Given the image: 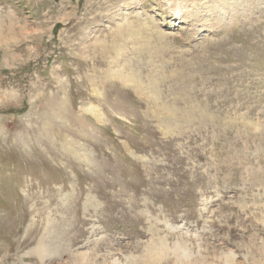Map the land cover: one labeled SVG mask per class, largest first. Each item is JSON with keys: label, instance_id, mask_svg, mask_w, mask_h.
I'll return each mask as SVG.
<instances>
[{"label": "rangeland", "instance_id": "obj_1", "mask_svg": "<svg viewBox=\"0 0 264 264\" xmlns=\"http://www.w3.org/2000/svg\"><path fill=\"white\" fill-rule=\"evenodd\" d=\"M173 1L0 0V264H264V0Z\"/></svg>", "mask_w": 264, "mask_h": 264}, {"label": "bare ground", "instance_id": "obj_2", "mask_svg": "<svg viewBox=\"0 0 264 264\" xmlns=\"http://www.w3.org/2000/svg\"><path fill=\"white\" fill-rule=\"evenodd\" d=\"M179 3H181V2H179V0H174L173 1V5H174V11H175V14H178L180 11H182V9H181V6H180V4ZM212 7V6H211ZM183 8V7H182ZM217 8V7H216ZM213 9H215V8H213ZM212 9V10H213ZM217 10V9H216ZM222 10V9H221ZM216 13V12H215ZM180 15V14H179ZM163 257V256H162ZM229 263V262H228ZM230 264V263H229Z\"/></svg>", "mask_w": 264, "mask_h": 264}]
</instances>
